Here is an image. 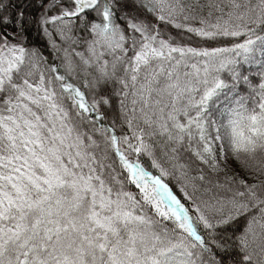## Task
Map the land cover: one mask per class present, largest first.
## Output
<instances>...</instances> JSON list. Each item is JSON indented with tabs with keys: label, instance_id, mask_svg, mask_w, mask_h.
I'll return each instance as SVG.
<instances>
[{
	"label": "snow or ice",
	"instance_id": "1",
	"mask_svg": "<svg viewBox=\"0 0 264 264\" xmlns=\"http://www.w3.org/2000/svg\"><path fill=\"white\" fill-rule=\"evenodd\" d=\"M0 264H264V0H0Z\"/></svg>",
	"mask_w": 264,
	"mask_h": 264
}]
</instances>
